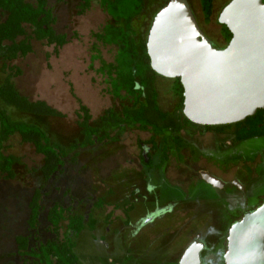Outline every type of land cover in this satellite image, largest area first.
Returning <instances> with one entry per match:
<instances>
[{
	"label": "rangeland",
	"instance_id": "rangeland-1",
	"mask_svg": "<svg viewBox=\"0 0 264 264\" xmlns=\"http://www.w3.org/2000/svg\"><path fill=\"white\" fill-rule=\"evenodd\" d=\"M229 1L214 0L210 20L205 22L200 1L187 0L201 31L218 48L225 46L218 16ZM66 2V6L56 4L55 0H50L49 3V6L55 5L53 7L56 32L65 34L67 37V43L58 49L57 55L54 53L53 46L48 47L44 42L32 40V53L10 63V66L17 67L21 71V75L13 79L19 93L30 101L45 102L62 113L64 118H42L19 112L12 107L4 105L2 107L14 120L37 124L47 132L52 142L68 147L82 140L76 124L78 104L75 98H77L88 108L92 116L91 124L102 132L108 133L110 141L79 150L76 162L71 163L68 159L62 172L48 181H44L39 173L42 156L35 153L33 146L22 143L17 134L4 143L3 154L18 157L20 164L15 166L16 176L13 180H0V264H33L32 260L26 257L21 258L16 254L15 238L19 235L30 237V247L36 246V236L43 241L55 238L47 232L46 213L40 217V226L37 231L29 230L27 227L28 202L33 191L38 188H42L45 195L43 198L45 209L58 203L64 208H70V214H80L85 220L92 215L96 220L95 231H83L76 239L75 253L82 264H120L124 257L129 258L131 261L129 264H142L140 254L146 250L152 253L157 246L145 248V242L142 244L144 239L139 244H135L137 246L128 245L126 240L128 235L124 227L126 218L122 210L124 196L122 183L126 182L127 174L124 171L119 172L126 169L129 161L138 163L137 138L143 141L148 134L139 132L135 127L116 128L100 120L106 109L111 108L115 112H120L129 104L125 100L113 99L109 94L110 88L106 78L95 71L100 66L99 62L93 61L91 64L93 46L97 47L104 61L112 62L114 59L116 48L104 46L92 36L101 31L103 25L110 22V19L96 4L84 14L79 15L76 10V0H66ZM167 2L168 0H144L146 15L144 22L138 24L142 34L154 14ZM25 29L29 34L30 27L26 26ZM1 64L0 62V83L4 78ZM170 85L171 81L168 79L159 77L155 81L158 102L165 111H171L176 104V99L171 96ZM181 117L179 113L178 117H170L165 122L166 129H173L179 118L182 120ZM189 128L198 139L202 128L193 126ZM180 171L184 170L171 169L168 176L175 179L181 173ZM99 202H102L101 208L96 207ZM140 205L142 208L143 204L140 203ZM144 212H146L145 207L141 212H135V218L137 219ZM187 219L189 217L181 219L171 235L181 231L188 222ZM151 228L152 226L149 225L147 229H144L147 235ZM107 229H110V232L107 233ZM65 231L66 221L61 223L60 236ZM167 247L157 250L156 255L152 253L151 255H155L156 262L150 263L156 264L161 261V264H170L175 253L168 251L177 249H172L171 245ZM170 254L172 257L168 258ZM142 260L147 261V259Z\"/></svg>",
	"mask_w": 264,
	"mask_h": 264
},
{
	"label": "trees",
	"instance_id": "trees-1",
	"mask_svg": "<svg viewBox=\"0 0 264 264\" xmlns=\"http://www.w3.org/2000/svg\"><path fill=\"white\" fill-rule=\"evenodd\" d=\"M89 1L85 0L81 13L88 8ZM199 1L203 19L209 22L214 0ZM100 5L111 21L92 36L104 46L115 47L116 54L112 62H106L101 58L97 47L93 46L91 64L93 61L99 62L100 66L95 71L106 78L110 88L109 94L113 99L125 100L129 103L122 108L120 114L113 109H107L100 120L109 122L117 128L137 126L140 130H151L154 135L161 136L162 124L167 114L161 111L157 103L155 81L162 77L151 69L145 47L149 28L157 12L142 34L138 24L144 22L146 15L144 0H100ZM0 13L5 16V20L0 22V62L1 72L4 74L0 83V180H13L16 176L15 166L20 164V159L13 155H5L2 150L4 143L17 134L22 143L30 144L35 153L42 156L39 173L44 181H48L62 172L68 159L71 163H75L79 150L104 144L110 139V135L91 124L92 116L88 108L77 98H75L78 104L76 124L82 140L68 147L52 142L41 126L14 120L11 117L2 107L3 105L42 118H64L62 113L45 102L30 101L19 93L13 79L20 76L21 71L17 67L10 66V63L32 53V39L45 40L47 46H54V53L57 55L58 49L66 43V35L55 34L52 29L55 19L50 11L44 9L43 3L35 9L25 0H0ZM27 25L32 29L30 34L26 32ZM220 26L226 45L232 35L226 26ZM19 37L22 39L17 41ZM173 82V91L181 107L183 88L179 79L175 78ZM263 112L262 109L258 110L255 115L238 123V126L256 129L262 122ZM148 143L153 145V149L157 147L154 139ZM44 196L42 188L33 191L28 202L26 224L29 230L37 231L40 217L46 213L47 232L55 238L43 241L36 236V246L30 247V237L19 235L15 238L16 254L21 258L32 260L33 264H82L75 253L76 239L83 231H95L96 220L92 215L85 220L80 214H70V208H64L58 203L45 209ZM96 207L101 208L102 202ZM65 221L66 231L60 236L61 223Z\"/></svg>",
	"mask_w": 264,
	"mask_h": 264
},
{
	"label": "flooded vegetation",
	"instance_id": "flooded-vegetation-1",
	"mask_svg": "<svg viewBox=\"0 0 264 264\" xmlns=\"http://www.w3.org/2000/svg\"><path fill=\"white\" fill-rule=\"evenodd\" d=\"M25 2L35 9L43 3L44 9L50 11L55 19L52 25L55 34L63 35L55 30V5L49 6L50 0H25ZM55 2L67 5L66 0H55ZM94 4L105 12L101 8L100 0H90L88 8L82 13L80 11L85 5V0H76L75 5L78 14L82 15ZM4 20L5 16L0 13V22ZM31 30L30 28V32ZM21 39L22 37H19L17 41ZM40 42L46 44L45 40ZM168 80L171 81L169 88L171 96L176 99V104L171 111H165L160 107L157 98L159 108L167 114L162 124L161 136L154 135L151 130L143 131L135 126L136 130L148 134V137L143 141L137 138L138 163L129 161L126 169L119 172L124 171L127 174L126 182L122 183L124 190L122 209L129 216L146 208V212L139 216L137 221L132 219L126 221L124 225L128 235L126 240L128 245L133 246L144 239L142 244L145 242V248L157 246L152 253H157V250L171 245L172 249L177 250L168 251L175 253L170 264H179L190 248L198 252L200 264H225L224 254L227 250L230 228L246 213L254 211L264 203V112L262 122L256 129L239 127L240 122L225 125L197 124L184 117L183 105L179 106V100L173 91V79ZM120 112L116 113L120 114ZM178 113L181 114L182 120L179 118L173 129H166L165 122L172 116L178 117ZM189 126L202 128L198 139L191 133ZM152 139L157 144L155 149L151 143H148ZM109 141L110 139L107 142ZM171 169L184 171H180L179 176L171 179L168 176ZM209 176L216 180H212ZM139 202L143 204L142 208ZM184 217H189L188 222L181 231L171 235ZM149 225L152 226L149 231L151 236L144 230ZM108 232L110 229H107ZM152 253L149 250L143 251L139 256L141 263L154 264L156 253L151 255ZM171 257L170 254L168 258ZM152 261L155 262L150 263ZM130 262L128 257H124L120 264ZM161 263L158 261L156 264Z\"/></svg>",
	"mask_w": 264,
	"mask_h": 264
},
{
	"label": "water",
	"instance_id": "water-1",
	"mask_svg": "<svg viewBox=\"0 0 264 264\" xmlns=\"http://www.w3.org/2000/svg\"><path fill=\"white\" fill-rule=\"evenodd\" d=\"M218 23L232 35L222 48L203 34L187 0H168L146 38L151 69L179 79L183 115L201 125L238 123L264 109V1L230 0ZM227 240L225 264H264V203L233 224ZM191 262L200 264L194 248L179 264Z\"/></svg>",
	"mask_w": 264,
	"mask_h": 264
},
{
	"label": "crops",
	"instance_id": "crops-1",
	"mask_svg": "<svg viewBox=\"0 0 264 264\" xmlns=\"http://www.w3.org/2000/svg\"><path fill=\"white\" fill-rule=\"evenodd\" d=\"M123 210V209H122ZM123 214H124V216H125V218H126V221L127 220H130V219H132L133 221H137L138 220V218L136 219L135 218V213L134 214H130L129 216H128V214L126 213V211H124L123 210ZM126 221L124 222V223H126Z\"/></svg>",
	"mask_w": 264,
	"mask_h": 264
},
{
	"label": "bare ground",
	"instance_id": "bare-ground-1",
	"mask_svg": "<svg viewBox=\"0 0 264 264\" xmlns=\"http://www.w3.org/2000/svg\"><path fill=\"white\" fill-rule=\"evenodd\" d=\"M196 250V249H195ZM193 252V251H192ZM192 255H193V253H192Z\"/></svg>",
	"mask_w": 264,
	"mask_h": 264
}]
</instances>
